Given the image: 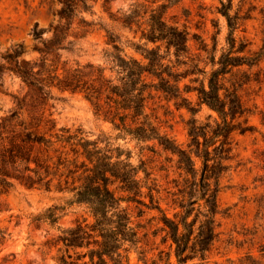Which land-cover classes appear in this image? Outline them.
Segmentation results:
<instances>
[{
  "label": "trees",
  "instance_id": "obj_1",
  "mask_svg": "<svg viewBox=\"0 0 264 264\" xmlns=\"http://www.w3.org/2000/svg\"><path fill=\"white\" fill-rule=\"evenodd\" d=\"M90 1L61 0L58 22L48 29L52 32L48 40L43 39L47 30L35 26V39L43 42V48L37 49L40 59H24L26 51L20 45L7 55L9 65H0V81L7 70L28 88L24 96L13 97L16 109L0 121V195L9 192L15 183L62 194L66 206L54 205L35 218L52 226L57 225L67 206L87 207L93 223L84 220L75 227L61 229L60 235L48 243L62 253L60 264H129L138 232L130 209L122 206L124 202L138 203L161 214L159 223L166 234L165 242L171 243L176 264H205L218 236L219 195L234 156L233 135L251 130L248 120H243L248 109L239 87L227 86L225 78L236 68L254 67L263 61L264 43L259 52L242 55L246 45H238L235 36L240 18L230 13L232 0L223 3L222 14L229 26L228 50L217 61L214 59L206 82L194 89L200 103L218 117L213 122L191 121L190 143L185 149L161 133L147 109L153 90L180 98L179 82L184 74L166 63L162 47L165 45L168 52L174 50L180 58L188 51L189 33L166 19V4L156 5L155 0L133 4L115 21L141 32L140 41L145 43H130L142 52L147 63L127 56L119 37L107 31L110 49L105 59L113 74L107 76L101 65L71 64L59 53L92 34L93 23L81 15L91 11ZM148 44L157 46L149 48ZM52 89L83 95L97 116L112 124L118 139L157 141L178 157V169L184 176L176 181V192L171 194L178 210L173 217L162 209L161 198L156 196L160 192L139 179V168L130 162L129 153L113 148L109 138L92 139L82 128L57 127L48 102ZM144 186L149 204L143 198ZM79 249L87 251L74 257L71 251ZM86 258L88 261H84ZM166 264H173L170 255Z\"/></svg>",
  "mask_w": 264,
  "mask_h": 264
},
{
  "label": "rangeland",
  "instance_id": "obj_2",
  "mask_svg": "<svg viewBox=\"0 0 264 264\" xmlns=\"http://www.w3.org/2000/svg\"><path fill=\"white\" fill-rule=\"evenodd\" d=\"M166 4V19L188 33V51L177 58L175 51L162 53L166 63L176 66L184 74L179 82L181 96L174 98L163 92L152 91L147 113L179 146L187 149L190 143L189 123L215 121L217 114L199 101L194 89L208 77L223 52L228 50L229 26L223 16V3L230 0H155ZM143 0H91V11L81 15L93 23V32L76 41L70 50H61L62 60L71 64L101 65L105 74L112 76L105 53L110 49L108 33L119 37V44L129 57L147 63L142 52H137L130 41L141 42L137 28H124L118 21L135 3ZM61 0H0V65L8 66L7 55L17 46L25 48L24 59L38 60L43 42L35 39L34 28L46 29L44 40L52 37L48 29L58 22ZM231 15L240 18L235 33L238 45L245 44L242 55L257 53L264 43V0H232ZM137 32V33H135ZM141 43H145L142 41ZM157 45L148 44L149 48ZM227 86L237 85L248 109L244 119L250 131L234 133V156L231 168L222 179L219 195L217 239L205 264H264V60L254 67L236 68L225 78ZM28 88L11 71L5 70L0 81V121L16 109L15 95L24 96ZM48 101L58 128H82L92 139L109 138L113 148L129 153L130 162L139 168V179L157 189L161 207L169 217L178 211L173 204L172 192L176 181L184 176L178 169V157L165 151L157 141L139 142L131 137L117 138L111 123L97 116L93 105L81 94L51 90ZM187 99V100H184ZM191 109L194 111L192 112ZM126 156H123L125 158ZM200 166V164H198ZM146 171V173H145ZM117 185L113 186L116 189ZM144 200L148 189L144 186ZM119 195H126L118 191ZM64 207L63 195L46 192L15 183L9 192L0 195V264H60L62 253L50 247L49 242L60 235L61 229L75 227L77 222L93 223L86 206H67L57 225L35 221L48 208ZM132 214L133 227L138 232V243L129 253V264H176L171 243L159 223L161 214L138 203L124 202ZM86 249L71 251L84 254ZM88 261V258L84 259ZM83 262V261H81Z\"/></svg>",
  "mask_w": 264,
  "mask_h": 264
}]
</instances>
